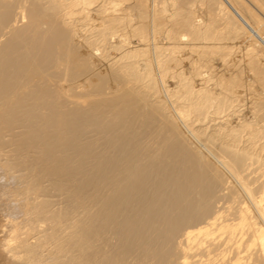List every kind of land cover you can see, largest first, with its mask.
<instances>
[{
    "label": "bare ground",
    "instance_id": "bare-ground-1",
    "mask_svg": "<svg viewBox=\"0 0 264 264\" xmlns=\"http://www.w3.org/2000/svg\"><path fill=\"white\" fill-rule=\"evenodd\" d=\"M263 37L264 0H0V264H264Z\"/></svg>",
    "mask_w": 264,
    "mask_h": 264
},
{
    "label": "rangeland",
    "instance_id": "rangeland-1",
    "mask_svg": "<svg viewBox=\"0 0 264 264\" xmlns=\"http://www.w3.org/2000/svg\"><path fill=\"white\" fill-rule=\"evenodd\" d=\"M261 38H262V37H261ZM263 38H264V37H263ZM113 39L115 40V39H116V37H114ZM174 86H175V85H174ZM174 86H173V87H174Z\"/></svg>",
    "mask_w": 264,
    "mask_h": 264
}]
</instances>
